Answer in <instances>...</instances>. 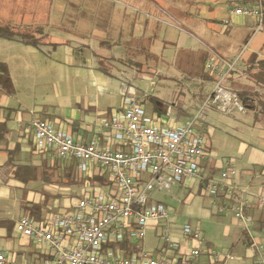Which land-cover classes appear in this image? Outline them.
I'll return each instance as SVG.
<instances>
[{"label":"crops","instance_id":"crops-1","mask_svg":"<svg viewBox=\"0 0 264 264\" xmlns=\"http://www.w3.org/2000/svg\"><path fill=\"white\" fill-rule=\"evenodd\" d=\"M24 1L0 0V27L9 26L11 20L20 25L27 22L35 23L32 16H29L34 11L33 4L30 3V7L25 9L28 14L23 16L19 14V9L24 6ZM51 2L52 0H50V5L52 4ZM99 2V0H69L70 4H79L82 7L99 5ZM196 3L195 5H197ZM132 4L136 7L144 6L145 9H148L149 6L158 5L154 0H134ZM224 4V7L219 8L227 12V17L222 22L213 18L211 15L213 12L204 11L200 9V5H197V12L187 13L188 16L195 17L193 18V25L186 24L187 26H183V29L194 37L205 32L202 36L204 35L205 39L209 40L213 39L212 32H215L213 25L217 22L222 23L223 29L219 30L220 35L225 36L228 34V29L231 28L232 54L236 51L235 42L239 32L242 31L239 28L252 30L256 28L258 30L261 26H264V17L262 21L255 18L230 17L228 15L230 0H224ZM198 18L201 20V23ZM133 28L137 35L143 32L151 33L157 29V26L139 23V17L136 15ZM35 35L38 37L35 38L38 42L37 48L25 45L19 40L0 38L3 41L0 44V63L7 66L9 77L15 90L13 96H7L0 90V121L6 119V127L8 129L5 142L0 146V158H2L0 160V221H9L12 224L9 234H7L5 228H0V251L12 255L17 263H41L47 259V256L37 250L29 240L20 237L15 232L14 225L18 218L29 216L39 221L45 217L47 212L56 213L71 210L78 198L87 192L92 194L96 191L97 186L101 192L108 189L106 185H102L99 182H94L90 185L84 180V184L81 186V195L69 201V198H67V195L69 196V185H63L61 179L63 180L68 173L69 164H73L74 170L77 172L75 162L73 160L66 161L58 157H49L35 153L32 140L23 133V127L32 119L47 120L52 122L56 128L70 134L75 140L87 143L93 136L101 134L102 128L100 123L102 118L109 117L112 113L118 111L123 96L125 94H132L130 86L122 84L120 92L116 94L118 97L117 104H112L111 98L107 97L108 91H111L113 88L115 89L114 86L116 84H114V81H117V79L111 74H105L100 64L102 59H108L109 62L115 61L114 56H102L97 51L92 50L88 43L63 39L58 34L49 35L37 32ZM88 38H91V36ZM148 46L153 48L152 43L148 44ZM162 46L165 48L168 44L163 43ZM220 49L226 53L225 48ZM208 59L213 58L201 56V64L203 65V61ZM249 59L251 61L253 59L258 61L264 58L260 59L258 54L252 53ZM215 61L218 66H221V70H223L226 64H229L223 58H217ZM249 63L251 64L252 62ZM234 69L238 70L239 68H233L230 75L231 82L235 76L233 73ZM251 73L253 74L255 71ZM205 74L207 79L206 77L204 79L212 86L213 75L207 71H205ZM252 74L250 83L246 87L241 88L242 91L238 87L229 89L236 94L240 92L247 93L248 98L244 99V103L247 110L249 108L253 112V121L250 124L258 122L263 127L260 130L261 136L257 139L258 143L251 144L250 146L245 144L240 145L236 154H228L226 158H219L217 156V149L208 142V132L206 131L208 124L205 120L202 126V131L206 135L208 151L211 153V156L205 163L204 172L206 176L215 177L219 175L221 160L233 159L235 161L238 174L235 178L231 179V183L250 196L246 214L251 217L252 223L248 232L243 230L240 223L230 213H215L213 204L205 198L203 210H189L192 215L190 219H209L211 216H215L218 219L231 217L235 221L231 220V231L227 230L229 233L227 239L212 241L202 237V253L196 260L197 264H256V256L251 251L253 241L263 246L264 254V211L259 210L257 205L259 196H264V178L261 176L262 171H264V115L256 109L257 102L262 99L264 100V88L255 83L252 79ZM198 80L200 83L203 82H201L202 79L199 76ZM45 85L53 87V95L42 96L45 94V91L41 90V97H37L35 95L38 93L37 89L34 93L28 90L31 86L43 87ZM65 87H69V96L64 93ZM163 111L161 110V114H157L155 108H153L152 113L166 122L167 125H176L191 117L184 115L180 110H176L174 116L164 114ZM14 150L15 152L13 153ZM8 155L11 157L10 161L7 158ZM17 166L36 168L38 169V176L51 175L52 180H55L54 182H44L37 179L21 183L13 177L15 167ZM4 169L6 171H3ZM95 176H100L97 174V169H94L87 178ZM83 178L86 179V177ZM172 189H174L173 195L174 193H178L180 195L201 196L200 185H197L196 180L192 179L186 180L164 193H169L170 195ZM14 192H19L16 209L13 211L12 216H9L8 213L6 214L5 209H7L11 193ZM51 194H59L62 197L55 195L53 196L55 200L50 202L49 196L52 197ZM151 198L152 201L162 203L169 209L170 234L178 243V251H172L167 248L160 238L161 234L157 233V227H149L147 229L142 241L143 249L153 257H170L186 253L196 246L195 242H192L179 232V229L183 226L181 225L183 218L173 214L170 207L162 200L154 199L153 195ZM32 205L41 206L37 218L34 216V211L31 210ZM51 208L55 211L50 210ZM150 237L157 239L158 244L153 249L147 250L146 247L150 243ZM125 243L126 246H123V243H121L119 247L125 250L126 256H130L133 253V248L129 241ZM216 255L220 257L217 259L215 258ZM225 257H231L232 260H220Z\"/></svg>","mask_w":264,"mask_h":264},{"label":"built area","instance_id":"built-area-1","mask_svg":"<svg viewBox=\"0 0 264 264\" xmlns=\"http://www.w3.org/2000/svg\"><path fill=\"white\" fill-rule=\"evenodd\" d=\"M228 15L262 21L263 0H230ZM233 68V64H226L221 70L213 60L205 65L214 80L204 105L225 115L245 113L239 96L226 87ZM203 123L200 113L182 123L167 125L147 113L132 94L123 96L118 111L102 118L101 134L87 143L75 140L50 121L32 119L22 131L31 138L35 153L73 160L82 177L97 169L110 186L104 192L97 186L92 194L85 193L69 211L47 212L39 221L29 216L18 218L15 232L47 259L41 263H17L12 255L0 251V264H197L203 238L189 225L179 229L196 243L186 253L153 257L142 246L147 229L157 227L162 229L160 238L167 248L178 251V243L170 234L169 209L151 197L189 179L200 185V194L211 201L215 213H230L248 232L252 223L246 214L250 196L231 183L238 174L235 161L221 160L218 176L207 177L204 172L211 153ZM261 176L264 178V171ZM257 203L258 209L264 211V196H259ZM126 241L133 248L130 256L116 246ZM251 251L256 264H264L263 246L253 241Z\"/></svg>","mask_w":264,"mask_h":264},{"label":"rangeland","instance_id":"rangeland-1","mask_svg":"<svg viewBox=\"0 0 264 264\" xmlns=\"http://www.w3.org/2000/svg\"><path fill=\"white\" fill-rule=\"evenodd\" d=\"M99 1V5L82 7L79 4H70L69 0H52L51 5L50 0H25L24 6L19 9V14L22 16L28 14L25 9L30 7V3L33 4L34 11L29 16H32L35 23L27 22L20 25L11 20L6 28L15 33L31 34L34 38H38L35 35L37 32L58 34L63 39L88 43L92 50L102 56H114L116 59L112 60L114 62H109L108 59L100 61L103 72L117 79L114 81L115 89L108 91L107 94L112 104L118 103L116 94L120 92L122 84H128L132 89V95L143 101V107L150 115H153L154 108L152 100L158 101L164 110L163 113L167 115L174 116L176 110L182 111L186 116L201 113L208 124L206 128L208 142L217 149L219 158L236 154L240 145L250 146L258 143L260 130L263 129L262 124L258 122L250 124L253 121V112L249 108L247 110L242 98L240 100L245 107L243 114L234 111L225 115L209 104L204 105L212 86L206 80L205 74V65L209 59L204 60L203 65L200 59L201 56H205L213 58L210 60L216 62L217 58H223L227 63L233 64L234 68L239 69H234L235 76L232 82L230 77L227 80V88L246 87L250 83L252 74L249 72L251 66L249 62H252L249 57L252 53H256L260 59L264 58V26L258 30L239 28L242 31L239 32L235 42L236 51L231 54V28L225 36L220 35L219 30L223 29L222 23L217 22L213 25L215 32H212L213 39L208 38L209 40L202 36L205 32H202L201 36L194 37L183 29L186 24L193 25L195 17L188 16L187 13L197 12V5H200V9L204 11L213 12L211 14L213 18L222 22L227 17V12L219 9L224 7V0H154L158 5L149 6L148 9L144 6L136 7L132 4L134 0ZM136 15L139 17V23L154 24L157 29L151 33L143 32L136 35L133 30ZM199 21L201 23V20ZM89 36L91 38H88ZM2 43L3 41L0 40V44ZM151 43L153 48L148 46ZM163 43H167L168 46L164 48ZM220 48H225L226 53ZM198 76L201 77L202 83L199 82ZM36 89L37 97H41V90L45 91L42 96L53 95L51 85L31 86L28 90L34 93ZM64 93L69 96V87H65ZM76 176L84 179L77 174ZM79 178L77 184L69 185V196L67 195L69 201L82 193ZM173 191L174 189L170 191V195L164 192L155 193L153 198L166 203L173 214L183 218L181 225L197 228L205 239L212 241L227 239L229 234L227 230L231 231V220L234 219L231 217L218 219L215 216L209 219H190L192 215L189 210H203V201L206 199L202 195L178 193L173 195ZM18 194L19 192L11 193L5 209L9 216H12L16 209ZM55 195L59 194L49 196L50 202L55 200L53 197ZM50 210L55 211L53 208ZM157 233L161 234L162 229L157 228ZM157 244V239L150 237L146 249L151 250Z\"/></svg>","mask_w":264,"mask_h":264},{"label":"trees","instance_id":"trees-1","mask_svg":"<svg viewBox=\"0 0 264 264\" xmlns=\"http://www.w3.org/2000/svg\"><path fill=\"white\" fill-rule=\"evenodd\" d=\"M263 7H264V0H263ZM0 38L6 39V40H19L21 43L25 45H30L33 47H38V42L36 39L29 35V34H23V33H15L11 32L6 27H0ZM249 72L255 71V73L252 74V79L255 81L256 84L262 86L264 88V59L255 61V59L252 60L251 67L249 69ZM0 90L7 96H13L15 94L14 87L12 85V82L9 77L7 66L3 63H0ZM239 98H242V101L244 103V99L248 98V95L246 92H240L238 93ZM155 108V112L157 114H161V106L160 103L156 100H152ZM256 109L259 113L264 115V100H259L256 105ZM7 120L4 119L3 121H0V146L5 142V136L8 133V129L6 127ZM15 150L13 151V153ZM8 160H11L10 155H8ZM38 169L28 166H17L15 167L13 177L21 182V183H27L31 180H37L40 179L44 182H52L51 175H43L38 176ZM78 175L77 172L74 170L73 164H69L68 173L65 175L63 180L61 179V182L63 185H74L78 183V178L76 176ZM79 176V175H78ZM84 180L88 182V184L92 185L94 182H99L102 185H106L107 187L110 186V183L102 176H95L91 178L82 179L79 178V183L81 185L84 184ZM201 189V187H200ZM199 189V190H200ZM41 206L38 205H32L31 210L34 211V216L37 218L38 213L40 212ZM0 228H5L7 230V234L10 233L12 224L9 221H0ZM121 244H118L116 246H120ZM123 246H126V243L124 242L122 244ZM112 248H114V245H112Z\"/></svg>","mask_w":264,"mask_h":264}]
</instances>
